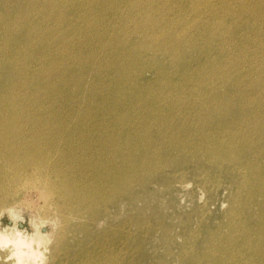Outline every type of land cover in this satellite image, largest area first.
<instances>
[{
    "label": "rangeland",
    "instance_id": "1",
    "mask_svg": "<svg viewBox=\"0 0 264 264\" xmlns=\"http://www.w3.org/2000/svg\"><path fill=\"white\" fill-rule=\"evenodd\" d=\"M98 1L0 0V209L49 264H264V0Z\"/></svg>",
    "mask_w": 264,
    "mask_h": 264
},
{
    "label": "clouds",
    "instance_id": "2",
    "mask_svg": "<svg viewBox=\"0 0 264 264\" xmlns=\"http://www.w3.org/2000/svg\"><path fill=\"white\" fill-rule=\"evenodd\" d=\"M37 199L40 201L41 211L51 208L48 196L42 189L38 190ZM183 203V201H182ZM23 201L10 205L7 209H0V220L5 216L11 221V226H0V264H49L51 247L54 243L51 232L59 230V218L48 219L37 216L35 219L27 216V223L31 228L21 230L18 225L25 223L26 209ZM50 229L46 234L42 229Z\"/></svg>",
    "mask_w": 264,
    "mask_h": 264
},
{
    "label": "bare ground",
    "instance_id": "3",
    "mask_svg": "<svg viewBox=\"0 0 264 264\" xmlns=\"http://www.w3.org/2000/svg\"><path fill=\"white\" fill-rule=\"evenodd\" d=\"M29 1H30V0H29ZM37 1H38V0H37ZM79 1H81V0H79ZM84 1H85V0H84ZM99 1H100V0H99ZM99 1H98V2H99ZM107 1H108V0H107ZM148 1H149V0H148ZM152 1H153V0H152ZM155 1H156V0H155ZM163 1H164V0H163ZM209 1H210V0H209ZM260 1H261V0H260ZM32 2H33V1H32ZM35 2H36V1H35ZM91 2H92V1H91ZM91 2H90V3H91ZM96 2H97V1H96ZM108 2H109V1H108ZM150 2H151V1H150ZM184 2H185V1H184ZM0 3H1V2H0ZM50 3H51V2H50ZM77 3H78V2H77ZM119 3H120V2H119ZM131 3H132V2H131ZM161 3H163V2H161ZM181 3H183V2H181ZM70 4L72 5L71 1H70ZM75 4H76V2H75ZM80 4H81V3H80ZM107 4H108V3H107ZM133 4H134V3H133ZM135 4H136V3H135ZM155 4H156V3H155ZM194 4H195V3H194ZM255 4H256V3H255ZM1 5H3V4H1ZM18 5H20V4L18 3ZM32 5H33V4H32ZM90 5H91V4H90ZM92 5H93V4H92ZM117 5H118V4H117ZM148 5H149V4H148ZM152 5L154 6V4H152ZM164 5H165V4H164ZM164 5H162V6L164 7ZM181 5H182V4H181ZM6 6H7V5H6ZM6 6H5V7H6ZM12 6H13V5H12ZM14 6H15V5H14ZM14 6H13V7H14ZM75 6H76V5H75ZM75 6H74V7H75ZM159 6H160V5H159ZM186 6H188V4H187ZM10 7H11V6H10ZM18 7L20 8V6H18ZM31 7H33V6H31ZM64 7H65V6H64ZM141 7H142V6H141ZM194 7H195V6H194ZM19 8H18V9H19ZM34 8H35V7H34ZM50 8H51V7H50ZM50 8H49V10H50ZM71 8H73V7H71ZM77 8H78V6H77ZM150 8H151V7H150ZM14 9H15V8H14ZM18 9H17V10H18ZM26 10H27V9H26ZM59 10H60V9H59ZM63 10H64V9H63ZM69 10H70V9H69ZM69 10H68V11H69ZM76 10H77V9H76ZM79 10H80V9H79ZM79 10H78V12H79ZM82 10H83V9H82ZM118 10H119V9H118ZM150 10H151V9H150ZM188 10H189V9H188ZM1 11H2V10H1ZM10 11H11V9H10ZM24 11H25V10H24ZM34 11H35V10H34ZM64 11H65V10H64ZM70 11H71V10H70ZM86 11H88V10H86ZM131 11H132V10H131ZM138 11H139V10H138ZM159 11H160V10H159ZM72 12H73V10H72ZM108 12H109V10H108ZM142 12H143V11H142ZM8 13H9V12H8ZM15 13H16V12H15ZM15 13H14V14H15ZM26 13H27V11H26ZM37 13H38V12H36V14H37ZM75 13H76V11H75ZM88 13L90 14L91 12L88 11ZM151 13H152V12H151ZM170 13H171V11H170ZM1 14H2V13H1ZM11 14H12V13H11ZM38 14H39V13H38ZM71 14H72V13H71ZM121 14H123V13H121ZM131 14H132V13H131ZM137 14H138V13H137ZM145 14H146V13H145ZM155 14H157V13H155ZM9 15H10V14H9ZM16 15H18V14H16ZM30 15H31V14H30ZM58 15H59V14H58ZM74 15H75V14H74ZM78 15H79V14H78ZM90 15H91V14H90ZM129 15H130V14H129ZM139 15H140V14H139ZM231 15H232V13H231ZM20 16H21V15H20ZM146 16H147V15H146ZM200 16H201V15H200ZM234 16H235V15H234ZM234 16H233V18H235ZM18 17H19V15H18ZM18 17H17V18H18ZM29 17H30V16H29ZM29 17H28V18H29ZM35 17H36V16H35ZM78 17H79V16H78ZM83 17H84V16H83ZM120 17H121V16H120ZM219 17H220V16H219ZM230 17H232V16H230ZM15 18H16V17H15ZM31 18H32V15H31ZM38 18H39V17H38ZM48 18H49V17H48ZM107 18H108V17H107ZM135 18H136V17H135ZM205 18H206V17H205ZM8 19H9V18H8ZM11 19H13V18H11ZM11 19H9V20H11ZM75 19H76V18H75ZM89 19H90V18H89ZM123 19H124V18H123ZM123 19H122V20H123ZM209 19H210V17H209ZM18 20H20V19H18ZM18 20H16V21L18 22ZM22 20H23V18H22ZM31 20H33V19H31ZM43 20H44V19H43ZM61 20H62V19H61ZM64 20H65V19H64ZM133 20H134V19H133ZM135 20H136V19H135ZM214 20H215V19H214ZM12 21L14 22L15 20H12ZM33 21H35V19H34ZM46 21H48V20H46ZM120 21H121V20H120ZM141 21H142V20H141ZM143 21H144V20H143ZM225 21H226V19H225ZM230 21H231V20H230ZM27 22H28V21H27ZM39 22H40V21H39ZM41 22H42V21H41ZM60 22H61V21H60ZM76 22H77V21H76ZM111 22H112V21H111ZM128 22H129V21H128ZM134 22H135V21H134ZM138 22H140V21H138ZM162 22H163V20H162ZM207 22H208V21H207ZM234 22H235V21H234ZM249 22H250V21H249ZM8 23H9V22H8ZM11 23H12V22H11ZM82 23H84V22H82ZM122 23H123V22H122ZM126 23H127V22H126ZM130 23H131V22H130ZM203 23H204V22H203ZM203 23H202V24H203ZM239 23H242V21L239 22ZM246 23H247V22H246ZM246 23H245V24H246ZM252 23H253V22H252ZM252 23H251V24H252ZM21 24H22V23H21ZM29 24H30V22H29ZM90 24H91V23H90ZM92 24H93V23H92ZM120 24H121V22H120ZM120 24H119V25H120ZM133 24H135V23H133ZM133 24H132V25H133ZM141 24H142V23H141ZM223 24H224V23H223ZM223 24H222V25H223ZM227 24H228V23H227ZM232 24H233V23H232ZM234 24H235V23H234ZM234 24H233V25H234ZM255 24H256V23H255ZM4 25H5V24H4ZM18 25H20V24H18ZM38 25H40V23H39ZM125 25H126V24H125ZM139 25H140V24H139ZM222 25H221V26H222ZM21 26H23V25H21ZM30 26H31V25H30ZM204 26H205V25H204ZM207 26H209V25H207ZM236 26H237V25H236ZM251 26H253V25H251ZM17 27H18V26H17ZM31 27H32V26H31ZM89 27H90V26H89ZM91 27H92V26H91ZM120 27H121V26H120ZM245 27H246V26H245ZM56 28H57V27H56ZM133 28H134V27H133ZM133 28H131V29H133ZM252 28H253V27H252ZM5 29H6V28H5ZM12 29H13V28H12ZM14 29H15V28H14ZM14 29H13V30H14ZM23 29L26 30V28H24V27H23ZM90 30H91V29H90ZM96 30H97V29H96ZM165 30H166V29H165ZM256 30H257V29H256ZM256 30H255V31H256ZM19 31H20V30H19ZM29 31H30V30H29ZM119 31H121V30H119ZM197 31H198V30H197ZM227 31H228V29H227ZM227 31L225 30V32H227ZM251 31H252V30H251ZM260 31H261V30H260ZM22 32H23V31H22ZM34 32H35V31H34ZM128 32H130V29L128 30ZM135 32H136V31H135ZM135 32H133V33H135ZM154 32H155V31H154ZM168 32H169V31H168ZM18 33H19V32H18ZM30 33H31V32H30ZM143 33H144V32H143ZM261 33H262V32H261ZM13 34H14V33H13ZM118 34H119V33H118ZM118 34H117V35H118ZM136 34H137V33H136ZM165 34H166V33H165ZM203 34H204V33H203ZM258 34H259V33H258ZM15 35H16V34H15ZM144 35H145V34H144ZM181 35H182V34H181ZM205 35H206V34H205ZM17 36H18V35H17ZM26 36H27V35H26ZM134 36H135V35H134ZM137 36H138V35H137ZM0 37H1V36H0ZM27 37H28V36H27ZM27 37H26V38H27ZM18 38H19V37H18ZM26 38H25V39H26ZM125 38H126V37H125ZM199 38H200V37H199ZM0 39H3V38H0ZM20 39H21V38H20ZM246 39H247V38H246ZM7 40H8V39H7ZM111 40H113V39H111ZM128 40H129V39H128ZM128 40H127V42H128ZM216 40H217V39H216ZM216 40H215V41H216ZM248 40H249V39H247V41H248ZM26 41H27V40H26ZM14 42H15V41H14ZM24 42H25V41H24ZM116 42H118V41H116ZM127 42H126V43H127ZM130 42H132V41H130ZM218 42H219V41H218ZM221 43H222V42H221ZM18 44H19V43H18ZM115 44H117V43H115ZM186 44H187V43H186ZM200 44H201V43H200ZM213 44H215V43H213ZM0 45H1V44H0ZM12 45H13V44H12ZM24 45H25V44H24ZM126 45H127V44H126ZM128 45H129V44H128ZM216 45H217V44H216ZM117 46L120 47L119 45H117ZM117 46H116V47H117ZM21 47H22V46H21ZM23 47H24V46H23ZM111 47H112V46H111ZM136 47H137V46H136ZM201 47H202V46H201ZM209 47H211V46H209ZM7 48H8V47H7ZM19 48H20V47H19ZM120 48H121V47H120ZM122 49H124V48H122ZM199 49H200V47H199ZM203 49H204V48H203ZM205 49H206V48H205ZM219 49H220V48H219ZM3 50H4V49H3ZM120 50H121V49H120ZM129 50H130V49H129ZM135 50H138V49H135ZM141 50H142V49H141ZM141 50H140V51H141ZM144 50H145V49H144ZM194 50H195V49H194ZM212 50H213V49H212ZM214 50H215V49H214ZM238 50H239V49H238ZM4 51H5V50H4ZM10 51H12V50H10ZM122 51H123V50H122ZM125 51H126V50H125ZM140 51H139V52H140ZM2 52H3V51H2ZM8 52H9V50H8ZM119 52H120V51H119ZM209 52H210V51H209ZM211 52H213V51H211ZM211 52H210V53H211ZM17 53H18V52H17ZM145 53H146V52H145ZM150 53H151V52H150ZM191 53H192V52H191ZM194 53H195V52H194ZM200 53L202 54V52H200ZM224 53H225V52H224ZM239 53H240V52H239ZM1 54H2V53H1ZM14 54H15V53H14ZM19 54H20V53H19ZM219 54L221 55V53H219ZM211 55H212V54H211ZM220 55H219V56H220ZM225 55H226V54H225ZM20 56H22V55H20ZM121 56H122V55H121ZM205 56H206V55H204V57H205ZM91 57H92V56H91ZM118 57H119V56H118ZM138 57H139V56H138ZM210 57H211V56H210ZM210 57H209V58H210ZM147 58H148V57H147ZM147 58H146V59H147ZM195 58H196V57H195ZM212 58H213V57H212ZM231 58H233V57H231ZM2 59H3V58H2ZM21 59H22V58H21ZM21 59H20V60H21ZM148 59H149V58H148ZM192 59H193V58H192ZM228 59H230V58H228ZM242 59H243V58H242ZM82 60H83V59H82ZM113 60H114V59H113ZM120 60H121V59H120ZM143 60H144V59H143ZM245 60H246V59H245ZM187 61H189V60H187ZM208 61H209V60H208ZM19 62H20V61H19ZM114 62L116 63V61H114ZM202 62H203V61H202ZM124 63H125V62H124ZM183 63H184V62H183ZM183 63H182V64H183ZM192 63H193V62H192ZM214 63H215V62H214ZM147 64H148V63H147ZM153 64H154V63H153ZM156 64H157V63H156ZM180 64H181V63H180ZM88 65H89V64H88ZM88 65H87V66H88ZM142 65H144V64L142 63ZM166 65H167V63H166ZM166 65H165V66H166ZM244 65H245V64H244ZM147 66H148V65H147ZM185 66H186V65H185ZM188 66H189V65H188ZM190 66H191V64H190ZM197 66H198V65H197ZM138 67H139V66H138ZM167 67H169V66H167ZM167 67H166V68H167ZM199 67H200V66H199ZM201 67H202V66H201ZM133 68H134V67H133ZM140 68H141V67H140ZM170 68H172V67H170ZM191 68H192V67H191ZM85 69H86V68H85ZM137 69H138V68H137ZM142 69H143V68H142ZM156 69H157V68H156ZM183 69H184V68H183ZM89 70H90V68H89ZM177 70H178V69H177ZM201 70H202V69H201ZM86 71H87V70H86ZM149 71H150V70H149ZM149 71H148V72H149ZM151 71H152V70H151ZM154 71H155V70H154ZM162 71H163V70H162ZM171 71H172V70H171ZM173 71H174V70H173ZM182 71H183V70H182ZM193 71H194V70H193ZM1 72H2V71H1ZM8 72H9V71H8ZM87 72H88V71H87ZM132 72H133V71H132ZM9 73H10V72H9ZM156 73H157V72H156ZM174 73H175V72H174ZM13 74H14V73H13ZM133 74H134V73H133ZM177 74H178V73H177ZM186 74H187V73H186ZM7 75H8V74H7ZM7 75H6V76H7ZM10 75H11V74H10ZM114 75H115V74H114ZM135 75H136V74H135ZM159 75H160V74H159ZM172 75H173V74H172ZM0 76H1V75H0ZM110 76H111V75H110ZM139 76H140V75H139ZM174 76H175V75H174ZM189 76H190V74H189ZM11 77H13V76H11ZM139 78H140V77H139ZM167 78H168V76H167ZM194 78H195V77H194ZM219 78H220V77H219ZM128 79H130V78L128 77ZM159 79H160V78H159ZM159 79L157 80V78H156L157 82L160 81ZM161 79H162V78H161ZM178 79H179V78H178ZM184 79H185V78H184ZM173 80H174V79H173ZM11 81H12V80H11ZM115 81H116V80H115ZM151 81H153V80H151ZM154 81H155V80H154ZM170 81H171V80H170ZM230 81H232V80H230ZM138 82H139V81H138ZM138 82H137V83H138ZM224 82H225V81H224ZM241 82H242V81H241ZM111 83H112V82H111ZM122 83H123V82H122ZM148 83H149V82H148ZM152 83L154 84V82H152ZM175 83H176V82H175ZM182 83H183V82H182ZM238 83H240V82H238ZM128 84H129V82H128ZM141 84H142V83H141ZM207 84H208V83H207ZM210 84H211V83H210ZM227 84H228V82H227ZM230 84H231V83H230ZM235 84H236V83H235ZM142 85H143V84H142ZM148 85H149V84H148ZM150 85H151V84H150ZM161 85H162V84H161ZM167 85H168V84H167ZM170 85H171V84H170ZM180 85H181V84H180ZM213 85H214V84H213ZM233 85H234V84H233ZM10 86H11V85H10ZM203 86H204V85H203ZM203 86H202V87H203ZM234 86H235V85H234ZM234 86H233V87H234ZM247 86H248V85H246V87H247ZM12 87H13V86H12ZM14 87H15V86H14ZM143 87H144V86H143ZM143 87H142V88H143ZM174 87H175V86H174ZM213 87H214V86H213ZM223 87L225 88V86H223ZM226 87H227V86H226ZM231 87H232V86H231ZM236 87H237V86H236ZM248 87H249V86H248ZM134 88H135V87H134ZM167 88H169V87H167ZM215 88H217V87H215ZM129 89H130V88H129ZM206 89H207V88H206ZM206 89H205V91H206ZM210 89H211V88H210ZM9 90H10V89H9ZM139 90H140V89H139ZM195 90H196V89H195ZM240 90H241V89H240ZM7 91H8V90H7ZM142 91H143V90H142ZM147 91H149V90H147ZM191 91H193V90L191 89ZM212 91H213V90H212ZM232 91H233V90H232ZM8 92H9V91H8ZM125 92H126V91H125ZM169 92H170V91H169ZM0 93H1V92H0ZM153 93H154V92H153ZM162 93H163V92H162ZM212 93H214V92H212ZM238 93H239V92H238ZM7 94H8V93H7ZM158 94H159V93H158ZM93 95H94V94H93ZM1 96H2V95H1ZM9 96H10V95H9ZM11 96H12V94H11ZM197 96H198V95H197ZM208 96H209V95H208ZM243 96H244V95H243ZM158 97H159V96H158ZM209 97H210V96H209ZM241 97H242V96H241ZM12 98H13V97H12ZM14 98H15V97H14ZM159 98H160V97H159ZM215 98H216V97H215ZM226 98H227V97H226ZM0 99H1V98H0ZM2 99H3V98H2ZM209 99H210V101H211V98H209ZM216 99H217V98H216ZM221 100H222V99H221ZM142 102H143V101H142ZM221 102H222V101H221ZM223 102H224V101H223ZM230 102H231V101H230ZM203 103H204V102H203ZM218 103H219V102H218ZM235 103H236V102H235ZM211 104H212V103H211ZM216 105H217V104H216ZM220 105H221V104H220ZM230 105H231V103H230ZM235 105H237V103H236ZM237 106H239V105H237ZM200 107H201V106H200ZM200 107H199V108H200ZM7 108H8V107H7ZM202 108H204V107H202ZM220 108H221V107H220ZM199 110H201V108H200ZM234 110H235V109H234ZM174 111H175V110H174ZM197 111H198V110H197ZM257 111H258V110H257ZM184 112H185V111H184ZM230 112H231V111H230ZM164 113H165V112H164ZM202 113H203V112H202ZM258 113H259V112H258ZM183 115H184V114H183ZM212 115H213V114H212ZM188 117H189V116H188ZM202 117H203V116H202ZM202 117H201V118H202ZM183 120H184V119H183ZM183 120H182V121H183ZM199 123H200V122H199ZM213 123H214V122H213ZM207 124H208V123H207ZM224 124H225V123H224ZM211 125H212V124H211ZM211 125H209V126H211ZM207 126H208V125H207ZM191 128H192V127H191ZM217 129H218V128H217ZM189 132H190V131H189ZM250 135H252V134H250ZM94 136H95V135H94ZM103 136H104V135H103ZM249 137H250V136H249ZM112 138H114V137H112ZM123 138H124V137H123ZM123 138H122V139H123ZM65 139H66V138H65ZM201 139H202V138H201ZM80 142H81V141H80ZM80 142H79V145H80ZM119 142H120V141H119ZM121 142H122V141H121ZM1 143H2V142H1ZM42 143H43V142H42ZM63 143H64V142H63ZM66 143H67V142H66ZM81 143H82V142H81ZM131 143H132V142H131ZM251 143H252V142H251ZM2 144H3V143H2ZM88 144H90V143H88ZM76 145H77V144H76ZM85 145H86V144H85ZM114 145H115V144H114ZM119 145H120V144H119ZM88 146H89V145H88ZM100 147H101V146H100ZM102 147H103V146H102ZM115 147H116V146H115ZM77 148H78V146H77ZM87 148H88V147H87ZM113 148H114V147H113ZM117 148H118V147H117ZM102 149H103V148H102ZM116 150H117V149H116ZM116 150H115V151H116ZM74 152H75V151H74ZM85 152H86V151H85ZM113 152H114V149H113ZM37 153H38V152H37ZM82 153H83V152H82ZM124 153H125V152H124ZM124 153H123V154H124ZM73 155H76V154L73 153ZM121 155H122V153H121ZM124 155H125V154H124ZM138 157H139V156H138ZM45 158H46V157H45ZM47 158H48V157H47ZM47 158H46V159H47ZM73 158H74V157H73ZM81 158H82V157H81ZM112 158H113V157H112ZM145 158H146V157H145ZM113 159H114V158H113ZM116 159H117V158H116ZM139 159H140V158H139ZM76 160H77V159H76ZM80 160H81V159H80ZM147 160H148V159H147ZM113 161H114V160H113ZM9 162H11V161H8V163H9ZM130 162H131V161H130ZM145 162H146V161H145ZM149 162H150V161H149ZM104 164H105V163H104ZM129 164H130V163H129ZM44 165H45V164H44ZM10 166H11V165H10ZM109 167H110V165H109ZM130 168H131V167H130ZM36 169H37V168H36ZM45 169H46V168H45ZM109 169H110V168H109ZM109 169H108V170H109ZM125 169H126V168H125ZM128 169H129V168H128ZM48 170H49V169H48ZM44 171H46V170H44ZM125 171H126V170H124L123 172H125ZM32 172H33V171H32ZM127 172H128V171H127ZM13 173H14V172H13ZM33 173H34V172H33ZM35 173H37V170H36ZM41 173H42V172H41ZM12 176H13V175H12ZM39 176H40V175H39ZM41 176H42V175H41ZM129 176H130V175H128V178H129ZM49 177H50V176H49ZM62 178H63V177H62ZM74 178H75V177H74ZM111 178H112V177H111ZM128 178L126 177L125 180H126V179L128 180ZM51 179H52V178H51ZM113 179H114V178H113ZM119 179H120V178H119ZM120 180H121V179H120ZM5 181H6V180H4V182H5ZM37 181H38V180H37ZM39 181H40V180H39ZM47 181H48V180H47ZM65 181H66V179H65ZM110 181H111V180H110ZM11 182H12V181H11ZM13 182H14V181H13ZM71 182H72V181H71ZM111 182H113V181H111ZM111 182H110V183H111ZM122 182H123V181H122ZM106 183H107V182H106ZM108 183H109V182H108ZM128 183H129V182H128ZM128 183H126V184H128ZM12 184H13V183H12ZM121 184H122V183H121ZM46 185H47V184H46ZM6 187H7V186H6ZM54 187H55V186H54ZM112 187L114 188V186H112ZM113 188H112V189H113ZM2 189H3V188H2ZM77 189H78V188H77ZM105 189H107V188H105ZM105 189H104V190H105ZM120 189H121V188H120ZM4 190H5V188H4ZM8 190H10V188H9ZM47 190H48V189H47ZM58 190H59V189H58ZM60 190H61V189H60ZM99 190H100V189H99ZM5 191L8 192L7 189H6ZM111 191H112V190H111ZM111 191H110V192H111ZM116 191H117V190H116ZM116 191H115V192H116ZM10 192H11V191H10ZM2 193H3V191H2ZM103 193H104V191H103ZM113 193H114V192H113ZM0 194H1V191H0ZM3 194H5V193H3ZM9 194H10V193H9ZM50 194H51V193H50ZM60 194H61V192H60ZM60 194H59V195H60ZM5 195H6V194H5ZM78 195H79V194H78ZM110 195L112 196V193H111ZM113 195H114V194H113ZM115 195H116V194H115ZM115 195H114V196H115ZM2 196H3V195H2ZM6 196H7V195H6ZM104 196H105V195H104ZM108 196H109V195H108ZM114 196H112V197H114ZM100 197H101V196H100ZM1 198H2V197H1ZM81 198H82V197H81ZM93 198H94V197H93ZM107 198H108V197H107ZM109 198H110V197H109ZM64 199H65V198H64ZM90 199H91V198H90ZM1 200L3 201V199H1ZM76 200H77V199H76ZM91 200H92V199H91ZM94 200H95V198H94ZM102 200H104V199L102 198ZM102 200L99 201V202H102ZM6 201H7V200H6ZM87 201H88V200H87ZM96 201H97V200H96ZM52 202H53V201H52ZM55 202H56V201H55ZM81 203H82V202H81ZM86 203H87V202H85V204H86ZM94 203H95V202H92V204H94ZM51 204H52V203H51ZM65 204H66V203H65ZM74 204H75V202H74ZM79 204H80V203H79ZM55 205H57V204H55ZM59 205H60V204H59ZM62 205H63V204H62ZM62 205H61V206H62ZM90 205H91V204H90ZM90 205H89V206H90ZM57 206H58V205H57ZM61 206H60V207H61ZM64 206H65V205H64ZM69 206H70V205H69ZM97 206H98V205H96V208H97ZM82 207H83V205H82ZM87 207H88V206H87ZM91 207H92V205H91L90 207H88V208L90 209ZM61 208H62V207H61ZM76 208H77V207H76ZM94 208H95V207H94ZM62 209H63V208H62ZM64 209H65V208H64ZM69 209H70V208H69ZM70 210H71V209H70ZM65 211H66V210H64V212H65ZM80 211H81V210H80ZM84 211H85V210H84ZM89 211H90V210H89ZM89 211H88V212H89ZM60 212H61V211H60ZM74 212H75V211H74ZM74 212H73V213H74ZM85 212H86V211H85ZM55 213H56V212H55ZM57 213H58V212H57ZM57 213H56V215L59 214V213H58V214H57ZM73 213H72V214H73ZM89 213H90V212H89ZM91 213H93L92 210H91ZM99 213H100V212H99ZM62 214H63V213H62ZM64 214H66V212H65ZM67 214H68V213H67ZM87 214H88V213H87ZM83 215H84V214H83ZM83 215H81V216H83ZM93 215H94V214H93ZM58 216H59V215H58ZM58 216H57V217H58ZM67 216H68V215H67ZM78 216H79V215H78ZM78 216H77V218H78ZM85 216H86V214H85ZM85 216H83V217H85ZM88 216H89V215H88ZM90 216H91V215H90ZM90 216H89V217H90ZM73 217H74V216H73ZM89 217H88V218H89ZM96 217H97V216H96ZM96 217H95V218H96ZM62 218H63V217H62ZM64 218H66L65 215H64ZM67 218H68V217H67ZM97 219H98V218H97ZM97 219H96V220H97ZM60 220H61V217H60ZM63 220H64V219H63ZM69 220H70V219H69ZM61 221H62V220H61ZM78 221H79V220H78ZM64 222H65V221H64ZM79 222H80V221H79ZM68 223H69V222H68ZM68 223H67V225H68ZM71 223H72V222H71ZM80 223H81V222H80ZM90 223H91V222H90ZM61 224H62V223H61ZM65 224H66V223H65ZM67 225H66V226H67ZM89 225H90V224H89ZM73 226H75V225H73ZM69 228H70V227H69ZM79 228H80V226H79ZM81 229H82V228H81ZM73 230H75V229H73ZM78 231H79V230H78ZM76 232H77V231H76ZM76 232H75V233H76ZM61 234H62V233H61ZM61 236H63V235H61ZM58 248H59V246H58V244H57V246L54 247V253H55V251H58ZM110 251H111V250H110ZM103 255H104V254H103ZM236 264H237V260H236Z\"/></svg>",
    "mask_w": 264,
    "mask_h": 264
}]
</instances>
